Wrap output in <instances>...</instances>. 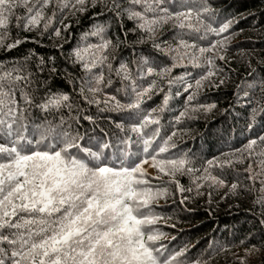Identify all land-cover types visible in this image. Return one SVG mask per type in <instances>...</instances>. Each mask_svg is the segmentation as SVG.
<instances>
[{
	"label": "snow or ice",
	"instance_id": "1",
	"mask_svg": "<svg viewBox=\"0 0 264 264\" xmlns=\"http://www.w3.org/2000/svg\"><path fill=\"white\" fill-rule=\"evenodd\" d=\"M91 2L95 7L99 0ZM53 3L54 0H0V47L10 52L23 43L19 39L13 43L4 42L5 30L13 18L17 27L31 31L45 19L44 11ZM88 3L89 0H58L53 17L63 16L66 10L73 15L84 13L88 10ZM20 9L25 14L14 15ZM109 11L118 17L127 15L129 20L138 22L139 29L149 34L158 25L169 21H175V27L181 30L194 33H201L203 28L201 39L208 33L224 36L232 27L231 20L219 27L213 26L215 14L210 10L208 0H112ZM59 22L63 24V21ZM43 27L44 32L52 29L56 37L61 36V28H53L52 18H48ZM68 27L70 25L63 24L64 29ZM103 32L104 28L97 26L90 35L99 36ZM101 39V44L90 47L107 49L111 40ZM226 40L227 36H224V40L218 42L221 48L226 47ZM180 45L186 51L176 59L189 61L199 60L217 49V42L197 48L186 43L183 37H180ZM153 47L164 51L161 43L153 41ZM27 55L38 59L39 70H45L47 63L43 57L34 51ZM74 56L83 59L79 51H75ZM217 58L225 59L222 55L208 56L206 64L194 65L207 69L195 80L196 89L216 75L214 64ZM104 60L106 57L99 63L103 64ZM48 61L52 64L50 74H56L55 57H49ZM30 63L25 60L11 68L0 69V264H185L188 248L173 252L166 244L158 243L164 234L153 228L160 217L153 213L152 204L167 195V189L162 190L142 179L146 173L141 164L150 158L154 167L171 178L165 183L175 184L181 194L195 191L197 195H203L201 182L208 183L210 188L225 185L224 179L212 174V168L223 170L232 167L234 161L227 154L223 160L209 159L202 174L196 175L201 170L192 165L190 158L169 155L158 159V156L169 154L176 148L174 137L177 133L173 131L164 139L159 127L161 121L153 116L156 109L142 110V104L152 99L157 88L156 80L147 87L135 80L124 84L117 91L125 94L128 103H121L115 95L106 97L103 111L109 108L117 112L128 111L129 119L134 121L130 127H125L123 122L117 123L120 135L108 136L105 133L102 138L95 133L89 135L87 131L82 135L78 132L72 135L63 128V118L61 126L57 127L36 123L35 120L30 122L28 107H22L21 101L45 113L69 101V96L62 94L35 103L26 91L33 83L28 68ZM177 66L173 64V67ZM83 67L91 74L89 80L96 85L90 84L89 90L99 91L103 73L99 76L92 73L97 62L85 63ZM107 67L109 71L113 70L110 64ZM116 71L118 76L122 71L125 73L123 81L130 79L125 65ZM171 71V68L164 67L158 73L153 67H147V72L141 70V76H164L170 75ZM167 83L169 88L174 83L186 85L183 92L177 91L175 96L190 93L186 98L187 104L196 99L195 93L191 92L194 85L183 77L168 79ZM169 99L170 95L164 96L165 105ZM96 103L99 106L100 102ZM213 107L215 105H209L205 110L210 111ZM185 116L187 111H180L176 123L179 124ZM84 119L95 123L90 116ZM151 126L156 127L152 129ZM259 144H264V136L250 140L243 151L248 152L249 158L264 156V153L255 151ZM245 171L249 181L255 183L259 179L260 191L264 192V160L260 161L259 172L254 171L251 163ZM178 175L193 176L195 187H184L177 179ZM237 188L238 184L233 183L230 191ZM208 195L211 197V192ZM187 199L185 196L181 203ZM258 203H264V200ZM188 264L192 262L188 261ZM194 264H201V261L196 260ZM241 264L245 262L241 260Z\"/></svg>",
	"mask_w": 264,
	"mask_h": 264
},
{
	"label": "trees",
	"instance_id": "2",
	"mask_svg": "<svg viewBox=\"0 0 264 264\" xmlns=\"http://www.w3.org/2000/svg\"><path fill=\"white\" fill-rule=\"evenodd\" d=\"M57 3L58 0H54L53 5L45 9V19L31 31L17 27L13 18L5 30L4 42L13 43L19 39L23 43L10 52L0 47V69L11 68L25 60L31 61L28 68L33 83L26 91L35 103L62 94L69 96L65 105L47 113L21 101L22 107H28L30 122L35 120L36 123L57 127L61 126L63 118V128L72 135L77 132L82 135L85 131L102 138L105 133L108 136L120 135L116 124L123 122L125 127H130L134 121L129 119L128 111L117 112L111 108L103 111L106 97L115 95L121 103H128L125 94L117 91L124 84L135 80L147 87L152 80H156L157 88L152 93V99L142 104V110L156 109L153 116L161 121L159 127L164 139L173 131L177 133L174 137L176 148L169 154L158 156V159L169 155L190 158L192 165L201 170L196 175L202 174L209 159L223 160L227 154L234 161L232 167L223 170L212 168L213 175L225 180L223 187L210 188L208 183L201 182L203 195H197L195 191L181 194L175 184L165 183L171 178L154 167L150 158H146L148 162L141 164L146 173L142 179L152 186L167 189V195L152 204L153 213L160 217L153 228L164 234L158 243L166 244L173 252L188 248L186 255L192 264L196 260L201 264H241V260L245 264H264V223H261L264 221V203H258L264 200V192L260 191L259 179L255 183L249 181L245 171L251 163L254 171L259 172L264 156L249 158L248 152L243 151L250 140L264 136V0H208L210 10L215 14L214 27L227 20L232 21L231 29L224 34L227 40L223 48L218 42L224 40V36L208 33L201 39L203 28L201 33L181 30L175 27V21L160 24L153 33H146L137 27V21L129 20L127 15L118 17L110 12L112 0H99L95 7L89 0L88 10L84 13L73 15L66 10L63 16L53 17ZM24 14V10L20 9L14 15ZM48 18H52L53 28H61L60 37H56L52 29L44 32L43 26ZM59 21L70 27L64 29ZM97 26H102L104 32L99 36L90 35ZM102 37L104 41L111 40L107 49L90 47L101 44ZM180 37L197 48L209 47L217 42V49L204 54L199 60L176 59L186 51L180 45ZM153 41L161 43L164 51H157ZM33 51L45 59L47 67L44 71L39 70L38 59L27 55ZM75 51L80 52L82 60L75 58ZM196 55L199 56V53ZM220 55L225 59H215L216 75L196 89L195 80L207 69L194 65H204L206 57ZM49 57H55L57 72L54 75L50 74L52 64L48 61ZM104 57L106 60L100 64ZM94 61L97 67L92 69V73L97 76L103 73L100 90L96 92L89 90L90 84L93 87L96 85L89 80L91 74L83 67L85 63ZM109 64L112 71L107 67ZM122 64L130 77L127 81L122 80L123 71L117 75L116 70ZM173 64L178 66L173 67ZM147 67H153L158 73L164 67L172 71L170 75L142 78L141 70L147 72ZM179 77L194 85L191 92L195 93L196 99L191 104L186 103L190 93L175 96L177 91L183 92L186 85L174 83L169 88L168 79ZM222 80L223 84L220 83ZM165 95H170L167 105L163 102ZM17 100H20L19 94ZM96 101L100 102L99 106ZM209 105L215 107L205 110ZM185 110L187 116L177 124L176 117ZM86 116L92 117L95 123L84 119ZM155 127L151 126L152 129ZM132 150L135 151V148ZM255 151L264 153V144L256 146ZM241 160L242 163L238 162ZM149 169H153L154 174ZM177 179L186 188L195 187L191 175H178ZM233 183L238 184L236 191H230ZM185 196L188 199L181 203Z\"/></svg>",
	"mask_w": 264,
	"mask_h": 264
},
{
	"label": "rangeland",
	"instance_id": "3",
	"mask_svg": "<svg viewBox=\"0 0 264 264\" xmlns=\"http://www.w3.org/2000/svg\"><path fill=\"white\" fill-rule=\"evenodd\" d=\"M149 172H150V173H152V174H154V171H153V169H149Z\"/></svg>",
	"mask_w": 264,
	"mask_h": 264
}]
</instances>
